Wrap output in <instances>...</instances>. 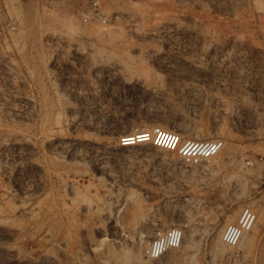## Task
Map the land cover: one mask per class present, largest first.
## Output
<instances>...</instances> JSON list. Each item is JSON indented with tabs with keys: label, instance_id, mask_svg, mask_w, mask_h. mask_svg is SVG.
Returning a JSON list of instances; mask_svg holds the SVG:
<instances>
[{
	"label": "rangeland",
	"instance_id": "374dc122",
	"mask_svg": "<svg viewBox=\"0 0 264 264\" xmlns=\"http://www.w3.org/2000/svg\"><path fill=\"white\" fill-rule=\"evenodd\" d=\"M92 1L0 0V264H264V0ZM155 127L223 148L188 165Z\"/></svg>",
	"mask_w": 264,
	"mask_h": 264
},
{
	"label": "built area",
	"instance_id": "2783aa9c",
	"mask_svg": "<svg viewBox=\"0 0 264 264\" xmlns=\"http://www.w3.org/2000/svg\"><path fill=\"white\" fill-rule=\"evenodd\" d=\"M103 8L98 0H93L85 14V21H105ZM169 135L166 148L172 152L178 153L182 160L188 165H198L203 161L212 158L218 154L223 148V141L215 140H195L180 139L179 135L170 133L161 127H155L147 136H151L150 141H158L161 134ZM166 139V138H165ZM165 141V140H164ZM164 143V142H163ZM258 219L257 211L247 205L244 206L236 221L227 225L222 233V240L228 246L239 247L253 230ZM184 240V230L178 225H171L166 228L156 230L149 246L145 249V253L151 258H161L169 250L179 248Z\"/></svg>",
	"mask_w": 264,
	"mask_h": 264
},
{
	"label": "bare ground",
	"instance_id": "6f19581e",
	"mask_svg": "<svg viewBox=\"0 0 264 264\" xmlns=\"http://www.w3.org/2000/svg\"><path fill=\"white\" fill-rule=\"evenodd\" d=\"M148 135V134H147ZM146 135V136H147ZM147 137H149V136H147ZM169 135H167L166 133L165 134H161L160 135V138H159V140L158 141H156V140H154V141H156V142H159L160 144H163V146H165L166 147V143H167V141H168V139H169ZM138 138V137H137ZM166 138V139H165ZM150 139H151V136H150ZM165 140V141H164ZM164 142V143H163ZM223 153V152H222ZM215 156H218V155H214L212 158H214ZM233 216L234 215H232V216H230V218L228 219V222H233L234 221V218H233ZM230 224V223H229ZM252 232V231H251ZM250 232V233H251ZM249 233V234H250ZM249 234L247 235V237L249 236ZM247 237L245 238V240H244V242L239 246V247H241V246H243L244 244V247L246 246V243H247V245L249 244V239H248V241H246V239H247ZM250 237V236H249ZM251 239V238H250ZM246 241V242H245ZM231 247H233V246H231ZM170 251V250H169ZM154 259H159V258H154Z\"/></svg>",
	"mask_w": 264,
	"mask_h": 264
}]
</instances>
